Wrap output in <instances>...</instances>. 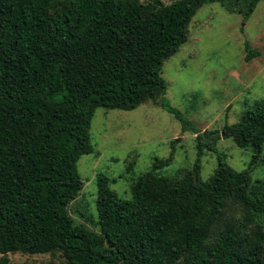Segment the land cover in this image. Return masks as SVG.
<instances>
[{
	"label": "trees",
	"instance_id": "1",
	"mask_svg": "<svg viewBox=\"0 0 264 264\" xmlns=\"http://www.w3.org/2000/svg\"><path fill=\"white\" fill-rule=\"evenodd\" d=\"M53 1L0 0V264L9 252L55 251L66 264H264V181L252 176L264 98L224 126L252 151L250 167L237 170L217 150L221 131L187 120L162 76L205 2L249 17L260 0H80L71 10ZM245 46L247 60L259 54ZM149 100L196 133L193 167L177 177L148 169L130 198L99 176L98 230L75 223L67 206L83 185L78 161L95 110ZM207 151L218 164L202 180Z\"/></svg>",
	"mask_w": 264,
	"mask_h": 264
},
{
	"label": "rangeland",
	"instance_id": "2",
	"mask_svg": "<svg viewBox=\"0 0 264 264\" xmlns=\"http://www.w3.org/2000/svg\"><path fill=\"white\" fill-rule=\"evenodd\" d=\"M79 2L54 0L52 6L71 10ZM247 41L259 50L249 60ZM162 76L168 84V102L201 130L219 129L217 150L227 154L235 169L249 168L252 151L228 137L224 126L239 121L255 100L264 98V0L249 17L221 2H205L190 22L187 42L164 61ZM195 137L192 129L184 130L182 122L155 100L133 109L98 107L86 142L88 152L78 161L83 185L67 206L69 214L75 223L98 230L99 176L106 177L121 198H130L132 183L148 169L177 177L192 168L198 157ZM168 158L165 165H155ZM217 164L215 152L204 153L201 179H209ZM252 176L264 181V151ZM8 255L9 264H66L61 251Z\"/></svg>",
	"mask_w": 264,
	"mask_h": 264
},
{
	"label": "water",
	"instance_id": "3",
	"mask_svg": "<svg viewBox=\"0 0 264 264\" xmlns=\"http://www.w3.org/2000/svg\"><path fill=\"white\" fill-rule=\"evenodd\" d=\"M223 135H224V133H223Z\"/></svg>",
	"mask_w": 264,
	"mask_h": 264
}]
</instances>
